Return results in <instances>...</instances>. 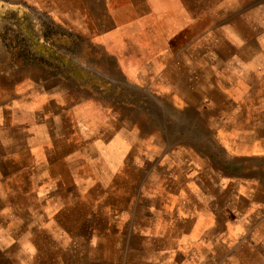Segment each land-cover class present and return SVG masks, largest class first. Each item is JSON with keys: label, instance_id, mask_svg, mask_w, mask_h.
I'll use <instances>...</instances> for the list:
<instances>
[{"label": "crops", "instance_id": "crops-1", "mask_svg": "<svg viewBox=\"0 0 264 264\" xmlns=\"http://www.w3.org/2000/svg\"><path fill=\"white\" fill-rule=\"evenodd\" d=\"M253 4L256 16L205 19L189 0H0V200L41 204V187L79 171L147 177L133 212L88 230L85 254L71 244L75 264H264V0ZM8 213L0 258L41 260L19 239L39 231L40 250L34 214Z\"/></svg>", "mask_w": 264, "mask_h": 264}, {"label": "rangeland", "instance_id": "rangeland-1", "mask_svg": "<svg viewBox=\"0 0 264 264\" xmlns=\"http://www.w3.org/2000/svg\"><path fill=\"white\" fill-rule=\"evenodd\" d=\"M173 2L178 4L180 0H173ZM255 7L253 0H189L191 18H197L200 15H203L205 19H215L217 16L229 18L235 13L239 18L241 17L240 19H246L247 16L259 14V10ZM58 40L61 39L58 38ZM23 45L24 43L15 44L13 49L15 50L14 62L18 66L23 61L29 60V56L22 52ZM9 47L12 48V45L8 44V49ZM113 174L114 172L109 171H79L74 176V173L71 180L41 187V204L26 202L21 205L0 200V218L7 216L1 215L5 212H9L8 214L20 212L18 214L20 215L26 208L31 210L40 226V250L37 244L39 231L26 230L19 239L25 246L29 243L31 248L29 253L31 250L40 252L41 260L20 262L22 264H75L76 259L74 260L73 257L76 254L70 249L73 242H76L81 253L85 254V245L90 234L88 230H101L100 228L106 226V223L114 225L118 213L133 212L134 203L139 202L140 194L153 193L154 188L147 177H143L142 181L138 178L122 181L117 178L111 179ZM105 182L108 185H103ZM101 211L108 212V215L100 213ZM131 221H134L133 217ZM8 235L9 232L0 227V240L7 242ZM21 249L23 250L20 253L26 254V250ZM112 252L115 253L113 250ZM0 264L11 263L9 260L0 258Z\"/></svg>", "mask_w": 264, "mask_h": 264}]
</instances>
